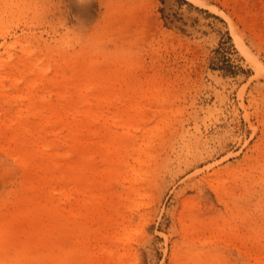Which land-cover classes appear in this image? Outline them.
I'll use <instances>...</instances> for the list:
<instances>
[{
	"label": "rangeland",
	"instance_id": "1",
	"mask_svg": "<svg viewBox=\"0 0 264 264\" xmlns=\"http://www.w3.org/2000/svg\"><path fill=\"white\" fill-rule=\"evenodd\" d=\"M199 1L0 0V264H264V0Z\"/></svg>",
	"mask_w": 264,
	"mask_h": 264
},
{
	"label": "bare ground",
	"instance_id": "2",
	"mask_svg": "<svg viewBox=\"0 0 264 264\" xmlns=\"http://www.w3.org/2000/svg\"><path fill=\"white\" fill-rule=\"evenodd\" d=\"M190 1L194 2L195 4H197L199 6H202L204 8H207L210 12H212V13H214L216 15H219L221 17H225L224 14L220 10H218L217 8H215L213 6L212 7L211 6H208V5L204 4V3H201L199 0H190ZM238 43L241 46L242 50L246 53L245 55L248 56V58H250V59L253 60L254 66L256 68H260V65L257 62V60L256 59H253L254 57L252 56L250 50H248V48L246 46H244L241 42H238Z\"/></svg>",
	"mask_w": 264,
	"mask_h": 264
},
{
	"label": "snow or ice",
	"instance_id": "3",
	"mask_svg": "<svg viewBox=\"0 0 264 264\" xmlns=\"http://www.w3.org/2000/svg\"><path fill=\"white\" fill-rule=\"evenodd\" d=\"M262 69H264V66H262Z\"/></svg>",
	"mask_w": 264,
	"mask_h": 264
}]
</instances>
